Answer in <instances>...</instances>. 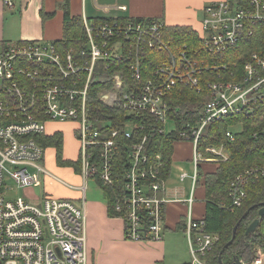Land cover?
Segmentation results:
<instances>
[{
	"label": "built area",
	"instance_id": "built-area-1",
	"mask_svg": "<svg viewBox=\"0 0 264 264\" xmlns=\"http://www.w3.org/2000/svg\"><path fill=\"white\" fill-rule=\"evenodd\" d=\"M4 1L12 6L10 0ZM203 14L197 46L166 42V25L158 19H110L98 24L84 20L87 40L78 49L42 41L0 43V264H87V182L92 178L115 188L123 137L131 141L130 161L116 211L122 214L125 236L137 243L163 241L168 200L157 196L167 193L162 157L150 165L149 137L135 141L143 125L130 121L124 130H116L112 121H100L92 113L90 92L96 81L111 83L100 93L106 106L120 104L128 116L146 117L153 121L151 125H160V133H177V143L192 146L195 174L184 232L191 264H206L202 257L219 237L206 231L205 219L194 217L198 172L204 165L228 162L230 155L224 145L211 146L207 151L212 157L207 158L203 141L209 125L227 119L253 117L264 125V0L216 1ZM148 52L158 54V61L151 64ZM235 59L246 60L240 66ZM113 63L117 72L107 77L104 73ZM127 71L132 84L125 78ZM179 86L199 93L206 88L209 96L203 116L180 130L169 116L166 100ZM54 121L77 126L84 182L77 188L81 205L48 194L36 203L10 199L7 194L12 188L40 187L46 176L63 183L45 168V149L38 142ZM243 125L242 121L231 125L226 138L233 142L237 134L232 128L243 131ZM186 178V173L181 175V180ZM259 179H264V165L247 169L233 180V207L242 206L246 186ZM254 264L261 263L258 259Z\"/></svg>",
	"mask_w": 264,
	"mask_h": 264
},
{
	"label": "trees",
	"instance_id": "trees-1",
	"mask_svg": "<svg viewBox=\"0 0 264 264\" xmlns=\"http://www.w3.org/2000/svg\"><path fill=\"white\" fill-rule=\"evenodd\" d=\"M64 37L62 40L54 42L62 48H81L86 43L87 37L84 30V20L79 17H72L67 6L64 12ZM110 19L88 20L95 24L102 23ZM122 21H140L143 19H120ZM164 40L173 42L174 44L186 43L189 46H197L198 36L196 31L187 27H168L164 29ZM252 48V47H250ZM246 48V53L249 51ZM254 50V49H253ZM250 52V51H249ZM148 60L153 64L158 61V54L148 52ZM244 60L238 61L240 66L244 64ZM117 72V66L112 64V69L104 73L107 77ZM129 72H125L127 75ZM127 82L132 84L133 81L130 74L125 76ZM111 87V83L96 81L90 92V105L92 113L95 114L100 121L110 120L116 130H124L127 122L133 121L138 125H143L144 130L135 138L140 141L148 136L146 144V155L150 160V165L156 161L158 156L162 157L163 172L162 181L165 184L171 177L173 167V157L175 153V145L179 138L177 133L164 134L160 133V125L151 123L143 116H128L122 109L120 104L113 107L106 106L100 99V93ZM199 93L184 86L173 89L166 96L170 111L169 116L176 121L178 130L182 129L188 121L194 123L203 116L204 106L208 102V93L206 88ZM244 122L243 131L236 135L233 142L226 138V133L231 125L237 122ZM158 131H153L154 129ZM134 141V142H135ZM39 144L45 149V153L49 148L55 150L57 164L61 167H71L81 172V164L79 161L72 162L65 160L63 156L64 137L61 133L53 136L38 137ZM131 141L121 138L120 153L116 163L117 183L114 189H108L101 182H98L103 191L104 198L108 206V214L112 218H119L121 213L116 211L117 198L123 192L125 184L124 174L127 169V163L130 161V153L128 146ZM226 147L230 155L228 162L220 163L213 171L205 173L203 167L199 170V185L205 188V204L206 213L204 216L206 222V231L211 234L218 235L219 240L215 247L202 257L206 264H236V258H239L242 264H254L260 257V253L264 252V218L261 219L257 230L251 234H247L250 224L259 218L258 212L264 204V179H259L249 183L246 188L247 198L241 207H233L230 198V188L233 180L237 175L252 167L264 165V125L258 122L256 118L237 117L227 119L221 123L211 124L207 130V137L203 141L204 154L207 158L212 154L207 151L211 146ZM151 196H154L150 193ZM160 198L165 197L164 192L157 193ZM248 215L244 218V215ZM183 227V226H182ZM237 228L236 237L233 240V233ZM233 240V243L225 249V246Z\"/></svg>",
	"mask_w": 264,
	"mask_h": 264
},
{
	"label": "crops",
	"instance_id": "crops-1",
	"mask_svg": "<svg viewBox=\"0 0 264 264\" xmlns=\"http://www.w3.org/2000/svg\"><path fill=\"white\" fill-rule=\"evenodd\" d=\"M216 1L222 0H10L12 6H8L4 0H0V43L20 41L54 43L62 40L66 6L72 17H79L83 20L158 19L168 27H187L198 32L202 29L204 8ZM64 124L69 125V123ZM62 131L58 128L52 133H46V136L61 133L65 145L67 139ZM72 139L77 146V159L70 160L67 157L64 159L77 162L79 143L74 135H72ZM178 144L175 145L173 164L184 159L179 153L181 151L178 149ZM50 149L52 148L48 150ZM51 159L52 164L48 166L58 175L50 170L47 171L61 179L63 183L56 181L51 176L43 177V186L46 191L44 196L48 194L59 199H69L77 201L81 205L82 194L77 188L81 187L84 182L80 172L71 167L59 166L56 153ZM216 168L213 165H204L203 167L205 173L213 172ZM169 181L164 185L167 190L165 198L168 200L164 236L166 239L167 234L175 233V235H170L173 237L171 240H175L178 246L180 243L181 247V256L176 259L177 264H190L183 239L186 237L184 231L188 222L189 206L187 201L191 196L188 197L185 189L177 187L171 189ZM205 196V188L201 184L195 190L193 206L194 217L197 220L204 219ZM85 210L89 238L87 250L93 264H165L167 260L165 240L149 243L126 241L125 223L120 218L109 216L103 191L101 197L97 194L89 202L86 197ZM258 259L261 264H264V252L260 253Z\"/></svg>",
	"mask_w": 264,
	"mask_h": 264
},
{
	"label": "rangeland",
	"instance_id": "rangeland-1",
	"mask_svg": "<svg viewBox=\"0 0 264 264\" xmlns=\"http://www.w3.org/2000/svg\"><path fill=\"white\" fill-rule=\"evenodd\" d=\"M70 124H72V123H69V125H67V124H64V123H61V122H55V121L51 122L47 126V131H48L47 133H50V132L52 133V132L56 131L58 128L60 129V131L63 130L62 133L65 134L66 139H67L65 141V145H64L65 148L63 149V156H64V158L65 157L70 158V160H76L78 151H77L76 143L72 139V135H74L76 137V133L74 134V132H75L77 126L76 125H72L71 126ZM232 129H233L234 133H236V134H239V133L242 132V128L241 127L232 128ZM178 149L181 151L179 153H180V155H182V158H184V159L183 160H179V161H177V162H175L173 164L172 174H171V177L169 179L170 180L169 181V187L171 189H175L176 187L178 189H185V191L188 194V197L190 198V196L192 194V190H193L192 177L195 174V166L191 162L192 146L190 144L182 142V143L178 144ZM53 150L54 149H50V150L46 151V156H45V160H44V166H45V168L47 170H50L52 173L57 174V173H55V171L53 169H50L49 166H48V165L52 164V159L51 158L55 156V152H54L55 150L54 151ZM210 165H213L214 167H218L219 166L218 164H210ZM182 173L183 174L186 173L188 175V178L184 182H182L179 179V177H180V175ZM240 174H242V173H240ZM87 187H88V192H87V195H86L87 202H89L90 200L95 198V195H97V194L100 197L102 196V190H101L99 184L97 183V181H95L94 179L91 178V179L88 180ZM12 189L13 190H11L7 194L8 196L11 197L10 199L22 198V199H25L26 201L31 202V203H36V202L42 200L44 194L46 193V191L44 190L43 183H42V185L40 187H33V188H30V189H25V190H19L16 187H14ZM86 221H87V218H86ZM86 234H87V243H88V239L89 238H88L87 226H86ZM170 234H174L175 235V233H169V234H167L166 239H165V236L163 238V240H165V242L167 243V252H166L167 253V260H166L165 264H177L176 259L180 258V256H181V249H180L181 247H180V243H179V246H178V243L175 240H171L173 237ZM125 240L129 241V242H132V241L128 240L127 238ZM183 241H184V245L187 248L188 260L190 261V264H191L192 263V258H191V254H190V251H189L190 247H189V243H188L187 237H185V239H183ZM87 264H93L92 258L90 257L89 252H88V262H87Z\"/></svg>",
	"mask_w": 264,
	"mask_h": 264
},
{
	"label": "water",
	"instance_id": "water-1",
	"mask_svg": "<svg viewBox=\"0 0 264 264\" xmlns=\"http://www.w3.org/2000/svg\"><path fill=\"white\" fill-rule=\"evenodd\" d=\"M248 213H249V212H247V213L244 215V218L248 215ZM258 215H259V218L255 219V220L250 224V226L248 227V229H247V234H251V233L255 232V231L257 230V228L259 227L261 219L264 218V204L260 207L259 212H258ZM237 228H238V227H236V228L234 229L233 240H234V238L236 237ZM233 240H232L231 242H229V243L225 246V249L228 248V247L233 243ZM236 264H242V262L240 261L239 258H236Z\"/></svg>",
	"mask_w": 264,
	"mask_h": 264
},
{
	"label": "bare ground",
	"instance_id": "bare-ground-1",
	"mask_svg": "<svg viewBox=\"0 0 264 264\" xmlns=\"http://www.w3.org/2000/svg\"><path fill=\"white\" fill-rule=\"evenodd\" d=\"M236 177H237V176H236ZM186 179H187V178H186ZM186 179H185V180H186ZM255 181H256V180H255ZM252 182H254V181H252ZM250 183H251V182H250ZM248 185H249V184H248ZM248 185H247V186H248ZM246 188H247V187H246ZM245 190H246V189H245ZM230 198H231V197H230ZM231 201H232V199H231Z\"/></svg>",
	"mask_w": 264,
	"mask_h": 264
}]
</instances>
